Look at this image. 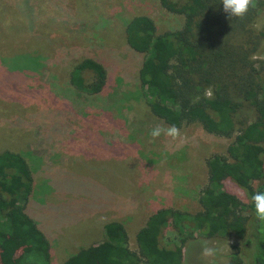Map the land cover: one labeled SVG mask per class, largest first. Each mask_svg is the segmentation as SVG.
<instances>
[{"label": "rangeland", "instance_id": "rangeland-1", "mask_svg": "<svg viewBox=\"0 0 264 264\" xmlns=\"http://www.w3.org/2000/svg\"><path fill=\"white\" fill-rule=\"evenodd\" d=\"M138 14L157 32L182 21L158 0H0V152L19 153L30 167L26 207L49 242L48 264H64L101 239L106 221L123 223L136 249L135 232L157 208L194 212L205 159L225 153L233 139L197 122L178 127L176 140L150 136L170 125L149 111L137 78L144 54L125 42L124 24ZM262 23L259 10L255 26ZM253 57L264 60V40ZM85 58L105 71L95 94L69 81ZM93 75L81 73L86 81ZM224 187L248 202L234 181ZM203 241L217 249L214 258L201 255ZM234 241L196 233L183 246L182 264H227Z\"/></svg>", "mask_w": 264, "mask_h": 264}, {"label": "trees", "instance_id": "trees-1", "mask_svg": "<svg viewBox=\"0 0 264 264\" xmlns=\"http://www.w3.org/2000/svg\"><path fill=\"white\" fill-rule=\"evenodd\" d=\"M158 2L181 17L179 26L157 32L151 18L138 14L123 27L127 46L144 54L137 78L149 111L170 126L197 122L209 133L233 139L225 153L205 159L206 182L194 212L157 208L135 232L136 249L129 246L123 223L106 221L101 239L64 264H182L183 246L196 233L234 238L227 264H264V221L256 219L251 202L253 194L264 191V60L253 57L264 40V23L255 26L264 0L231 19L220 0ZM83 70L94 73L93 79L86 81ZM69 81L95 94L104 86L105 71L85 58L73 65ZM227 180L245 189L246 204L225 189ZM32 185L26 159L1 151L0 264L38 258L49 263V242L26 207Z\"/></svg>", "mask_w": 264, "mask_h": 264}, {"label": "clouds", "instance_id": "clouds-1", "mask_svg": "<svg viewBox=\"0 0 264 264\" xmlns=\"http://www.w3.org/2000/svg\"><path fill=\"white\" fill-rule=\"evenodd\" d=\"M222 4V10L227 14L228 18H242L248 12L249 7L255 6V0H220ZM205 95L210 99L212 98L211 90H206ZM164 135L176 140L181 136L180 129L175 126L164 127L158 125L151 129L150 136L155 139ZM251 202L254 205V215L256 219L264 221V191H258L251 196ZM217 254V249L214 247L208 246L207 241H203L201 245V255L205 258L212 257L214 258ZM209 264H213V261H209Z\"/></svg>", "mask_w": 264, "mask_h": 264}]
</instances>
